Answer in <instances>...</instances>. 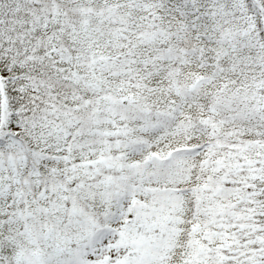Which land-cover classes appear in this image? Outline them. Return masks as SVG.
Returning <instances> with one entry per match:
<instances>
[{"label":"snow or ice","instance_id":"snow-or-ice-1","mask_svg":"<svg viewBox=\"0 0 264 264\" xmlns=\"http://www.w3.org/2000/svg\"><path fill=\"white\" fill-rule=\"evenodd\" d=\"M0 264H264V0H0Z\"/></svg>","mask_w":264,"mask_h":264}]
</instances>
